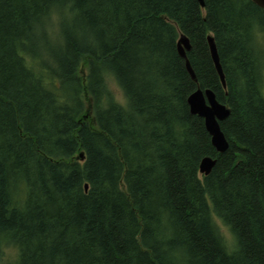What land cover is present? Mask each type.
<instances>
[{
	"label": "trees",
	"instance_id": "1",
	"mask_svg": "<svg viewBox=\"0 0 264 264\" xmlns=\"http://www.w3.org/2000/svg\"><path fill=\"white\" fill-rule=\"evenodd\" d=\"M204 4L0 0V256L11 245L16 264H264V10ZM197 90L230 109L223 154L190 112Z\"/></svg>",
	"mask_w": 264,
	"mask_h": 264
},
{
	"label": "water",
	"instance_id": "2",
	"mask_svg": "<svg viewBox=\"0 0 264 264\" xmlns=\"http://www.w3.org/2000/svg\"><path fill=\"white\" fill-rule=\"evenodd\" d=\"M256 6L264 10V0H251ZM202 8L205 7L204 0H198ZM207 42L209 46L210 56L217 71V74L221 80L223 87H226V80L224 71L220 62V57L218 54V49L215 43V39L212 35L207 37ZM177 49L180 57L184 59L186 63V69L191 76L194 82H197L194 71L191 68V65L187 59V53L191 50V45L188 38L184 35H181L178 43ZM188 106L190 112L194 116L204 120L205 128L211 137V143L215 150L219 154H223L228 149V142L221 131L220 123L224 122L230 115V109L216 100L214 93L210 90L202 92L197 90L188 98ZM79 161L84 160V154L80 153L78 156ZM216 161L212 158H204L199 166V174L202 176H208L214 166ZM88 187L86 186V191Z\"/></svg>",
	"mask_w": 264,
	"mask_h": 264
},
{
	"label": "rangeland",
	"instance_id": "3",
	"mask_svg": "<svg viewBox=\"0 0 264 264\" xmlns=\"http://www.w3.org/2000/svg\"><path fill=\"white\" fill-rule=\"evenodd\" d=\"M55 24V23H54ZM53 24V25H54ZM260 37V36H259ZM261 44V49L262 53L264 56V37H260V42L259 45ZM106 84L109 89V91L112 93L114 98L120 102L121 104H125V98L123 96V93L121 89L119 88L118 84L116 81L111 77V76H106ZM90 102L87 103V111L86 115L88 116L89 122H93V116L91 113V107H90ZM213 219L215 223L217 224L218 228L220 229L222 235L224 236L226 242L228 243L230 248H234V237L232 236L230 230L214 215ZM17 261V251L15 248L11 245H6L3 247L1 251V256H0V264H16Z\"/></svg>",
	"mask_w": 264,
	"mask_h": 264
}]
</instances>
